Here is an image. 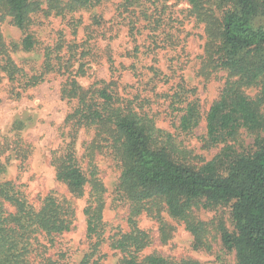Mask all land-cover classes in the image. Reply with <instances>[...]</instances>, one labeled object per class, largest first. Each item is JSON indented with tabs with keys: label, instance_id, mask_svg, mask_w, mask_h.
I'll list each match as a JSON object with an SVG mask.
<instances>
[{
	"label": "rangeland",
	"instance_id": "374dc122",
	"mask_svg": "<svg viewBox=\"0 0 264 264\" xmlns=\"http://www.w3.org/2000/svg\"><path fill=\"white\" fill-rule=\"evenodd\" d=\"M26 32L0 17V183L9 181L39 207L53 194L73 209L71 224L61 234H39L30 264L43 259L57 264H119L121 253L111 239L130 230L131 203L119 190L122 167L112 137L96 127L79 126L70 115L78 101L64 89L73 82L83 89L111 85L121 96L136 99L165 134L185 153V163L200 167L222 146H208L206 112L229 80L207 60L205 26L196 21L183 0H98L94 5L58 14L42 0ZM32 34L35 46L24 50ZM11 60L21 80L5 70ZM38 77L36 85L26 80ZM25 79V80H24ZM257 87L247 89L254 97ZM196 102L202 119L195 129L179 128L181 109ZM247 144L252 142L247 132ZM71 150L87 176L83 193L59 180L54 163ZM99 197L105 222L98 251L87 234L86 208ZM97 205V202L94 204ZM12 211V207H7ZM204 226V244L183 221L158 208L136 217L152 237L144 254L158 253L198 264H237L223 241V228L234 230L230 205L193 208Z\"/></svg>",
	"mask_w": 264,
	"mask_h": 264
},
{
	"label": "trees",
	"instance_id": "16d2710c",
	"mask_svg": "<svg viewBox=\"0 0 264 264\" xmlns=\"http://www.w3.org/2000/svg\"><path fill=\"white\" fill-rule=\"evenodd\" d=\"M96 1L49 0V6L64 14ZM132 1L126 0L127 5ZM183 1L196 21L205 26L208 64L229 74L205 116L207 144L221 145L220 152L200 167L185 163L186 155L172 136L157 127L135 98L121 96L111 85L83 89L73 82L64 89L66 96L78 101L70 120L112 137L109 144L122 167L119 190L131 203L130 230L111 239L112 247L122 255L119 264H198L158 253L145 255L152 237L138 227L136 217L144 211L152 213L154 207L158 214L165 210L185 222L198 243L204 244L205 228L193 214V208L202 202L208 208L231 206L234 230H222L224 244L234 251L236 263L264 264V0ZM41 4L42 0H0V17H10L13 25L26 32ZM22 46L24 50L34 48L32 34L25 35ZM5 70L12 80L22 79L11 60ZM38 79L25 82L36 85ZM251 87L259 89L254 97L247 93ZM181 111L179 128L191 131L199 126L202 113L196 102ZM243 131L252 136L251 143L242 137ZM66 151L55 158L57 176L73 192L82 194L87 176L73 151ZM100 203L97 196L86 208L88 237L99 239L95 252L105 228ZM72 215V207L53 194L37 207L14 183H0V264H30L38 235L63 233L70 228ZM43 261L57 264L50 258Z\"/></svg>",
	"mask_w": 264,
	"mask_h": 264
}]
</instances>
